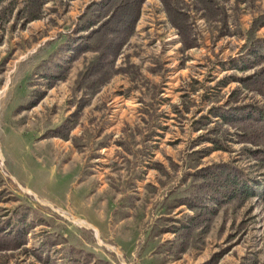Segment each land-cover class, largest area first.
Segmentation results:
<instances>
[{
  "label": "rangeland",
  "instance_id": "374dc122",
  "mask_svg": "<svg viewBox=\"0 0 264 264\" xmlns=\"http://www.w3.org/2000/svg\"><path fill=\"white\" fill-rule=\"evenodd\" d=\"M99 1L0 0V227H32L26 245L1 252L0 264H40L39 248L54 264H84L88 252L131 264L70 212H89L99 189L98 205L132 217L130 239L152 254L145 264H203L214 256L216 264H264V161L210 113L226 104L264 108V98L235 82L252 72L226 65L246 53L248 37L264 38V0H216L220 14L210 20L176 0L198 45L185 52L159 0H145L115 60L120 71L96 89L106 77L84 75L96 54L70 60L86 35L81 28L96 16L88 8ZM236 96L239 104L228 103ZM216 140L223 149L210 151ZM219 163L249 173L260 184L257 196L222 207L178 253L173 230L193 213L177 201L195 190L192 175ZM163 235L173 242H160Z\"/></svg>",
  "mask_w": 264,
  "mask_h": 264
},
{
  "label": "trees",
  "instance_id": "16d2710c",
  "mask_svg": "<svg viewBox=\"0 0 264 264\" xmlns=\"http://www.w3.org/2000/svg\"><path fill=\"white\" fill-rule=\"evenodd\" d=\"M199 6L198 12L207 20L219 17L220 10L216 0H189ZM222 1V0H220ZM227 2V0H223ZM145 0H100L93 3L96 16L88 20L80 31L86 35L81 36L72 51L71 62L84 53H94L96 57L86 69L85 76L90 80L98 75L106 79L97 82L96 89L104 85L120 70H114L115 60L120 56L124 46L134 35L135 26L139 20L140 10ZM168 17L170 26L177 31L182 51H188L197 47V40L191 31L190 17L187 11L176 0H159ZM36 18H33L35 20ZM264 25V22L259 24ZM237 72H252L251 75L235 78V82L248 93L257 94L264 98V38H247L246 53L226 64ZM225 64L223 65V67ZM221 84V83H220ZM225 82H222L224 85ZM94 89L93 93L96 92ZM238 91V90H236ZM235 96V95H234ZM234 105L239 104V97H232ZM229 105V104H228ZM226 106L211 108L213 118L220 121V125L236 130L235 143L244 144L255 148L249 150L252 158L264 161V108L254 104H240L239 106ZM213 150L223 149L220 140H216ZM209 151V150H208ZM198 184L191 195L186 199H179L176 207L185 206L193 214L186 216V222L173 230L179 234L176 241L179 242V252L187 249L188 239L195 232L200 235L206 233L218 211L229 203H237L242 206L249 199L257 196L260 184L254 181L244 169L234 166L232 163L213 164L199 169L192 175ZM32 227L24 225L9 230L0 227V253L15 252L22 249L27 243V234ZM56 246L51 244L48 247ZM36 249L33 256L40 264H54L49 253ZM91 259L93 254L88 252ZM217 256L212 257L203 264H216ZM89 259L84 264H87ZM52 260V261H51ZM68 264H79L77 260H66ZM96 264H107L98 260Z\"/></svg>",
  "mask_w": 264,
  "mask_h": 264
},
{
  "label": "crops",
  "instance_id": "0c3cea01",
  "mask_svg": "<svg viewBox=\"0 0 264 264\" xmlns=\"http://www.w3.org/2000/svg\"><path fill=\"white\" fill-rule=\"evenodd\" d=\"M27 190H29L27 188ZM30 191V190H29ZM31 192V191H30ZM101 190L94 191V193H91L90 196V203L86 204L87 208L90 209L89 212H85V215H82L75 210H70L71 213H74L78 218L82 219V221H85L89 226L94 228L98 235H100L105 242L108 244H111L114 246V248L118 249L124 257V259L131 264H138L140 262L150 261L152 258V254H147V249L144 252H139L138 244L139 238L137 239H130V229H129V220H131V216H124L123 209H118L117 211H108L107 208H105L104 203H101L98 205L99 197ZM77 204H80V201L77 202ZM60 210H62L65 213H69L66 207L59 206ZM166 235V234H165ZM162 236V239L160 242H173L174 237L173 236ZM150 247H152L153 242H151ZM60 244L53 247H59ZM150 249V248H149ZM93 257L89 259L87 264H93L95 263V259L103 260L105 262H108L109 257L108 256H97L93 252ZM148 263V262H147ZM150 263V262H149Z\"/></svg>",
  "mask_w": 264,
  "mask_h": 264
},
{
  "label": "water",
  "instance_id": "95a60500",
  "mask_svg": "<svg viewBox=\"0 0 264 264\" xmlns=\"http://www.w3.org/2000/svg\"><path fill=\"white\" fill-rule=\"evenodd\" d=\"M91 229H92V228H91ZM98 243H99L100 245H103V246H105V247H107L108 249H111V250L113 251V249H112L110 246L105 245V244H102V243L100 242V240H98Z\"/></svg>",
  "mask_w": 264,
  "mask_h": 264
},
{
  "label": "bare ground",
  "instance_id": "6f19581e",
  "mask_svg": "<svg viewBox=\"0 0 264 264\" xmlns=\"http://www.w3.org/2000/svg\"><path fill=\"white\" fill-rule=\"evenodd\" d=\"M79 225H82V223H80V222H77Z\"/></svg>",
  "mask_w": 264,
  "mask_h": 264
}]
</instances>
